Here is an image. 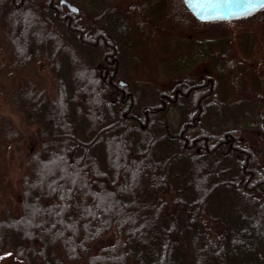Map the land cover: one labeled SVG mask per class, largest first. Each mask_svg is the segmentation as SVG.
<instances>
[{
	"label": "trees",
	"instance_id": "trees-1",
	"mask_svg": "<svg viewBox=\"0 0 264 264\" xmlns=\"http://www.w3.org/2000/svg\"><path fill=\"white\" fill-rule=\"evenodd\" d=\"M88 1L92 12L79 8L75 13L59 0H0V45L9 55L8 62L0 61L1 95L27 124H35L27 136L0 113V152L27 143L33 148L19 179V212L0 216V259L21 264H264V151L255 140L238 135L240 123L229 126L219 120L218 66L229 67L233 94L243 91L249 98L246 85L238 81L245 78L237 75L243 64L250 70L248 53L237 55L227 39L198 38L199 46L213 48L214 68L208 50L198 54L209 60L205 66L214 79L190 88L191 107L180 105L178 94L164 108L152 104L156 112L146 117L138 108L137 89L116 83L125 40L118 41L109 18L113 13L117 21L130 16L121 12L118 0H104L106 6ZM147 1L140 8L135 3L128 7L143 17L136 26L147 25L148 34H168L156 24V11ZM169 3L161 0L159 14ZM214 21L248 22L252 52L264 45V7ZM140 32L143 42L149 35ZM83 48L86 53L99 50L104 76L95 64V73L85 66L84 82L76 72L70 80L58 73L55 97L31 78L17 82L38 61L54 70L65 57L79 65ZM138 65L145 71L143 61ZM184 84L189 87V81ZM257 97L264 103L262 94ZM175 105H180L181 119L172 130L164 114ZM208 112L214 116L208 118ZM253 126L264 138V105ZM180 155L199 163L196 179L181 181L174 164ZM224 193L247 210L228 217L217 212L211 202Z\"/></svg>",
	"mask_w": 264,
	"mask_h": 264
},
{
	"label": "rangeland",
	"instance_id": "rangeland-1",
	"mask_svg": "<svg viewBox=\"0 0 264 264\" xmlns=\"http://www.w3.org/2000/svg\"><path fill=\"white\" fill-rule=\"evenodd\" d=\"M91 1L102 6H106V3H103L104 0ZM145 1L146 0H118L121 12L126 13L130 17L126 19L120 18L117 21L118 14L113 13L112 15L114 16L109 18V20L111 19L115 21L114 25L119 32L118 36L120 38L118 41L120 40L122 43V41L125 40L122 44L124 64L122 63L119 67L120 75L118 79L127 82L129 89H137L140 94L139 101L141 102V105L149 104L156 97L154 89L158 87V84L165 82L169 85L168 81L172 78V75L179 74L181 71L178 72L177 70L191 62L198 55V52H205V50H208L211 54L213 48L206 44H201L199 46L197 44L198 38H217L218 40L221 38H223V40L227 39L229 40L228 45L237 51V55L243 57L248 53L247 60L250 70H245V66H243V64L239 67V70L242 73L239 71L240 73L238 72L237 75L245 78L244 82L241 78H239L238 81L241 83L240 85H246L244 88L248 90L247 94L249 98L244 96L245 92L243 91L240 95L233 94L234 87L230 84V74L232 73L229 67H227V64L223 65L220 63L218 66V72L220 73L218 99L223 103L221 105L219 120L223 119L229 124V126H232L237 122L240 123L237 125L238 135L246 141L255 140V142L264 151V138L261 137L258 129L253 126L257 112L261 110L262 105H264V103L257 97V94H262L264 96V45L252 52V40L248 33L250 24L245 21H199L187 8L184 7L180 0H171L168 9H166L164 13L162 12V14H159L161 0H156L154 3H152L151 0H148L149 2L147 1L146 5L153 4V6L148 8H152L156 11V24L159 25V23H161L164 29H168V34L164 33L163 36L158 33L148 34L151 33V30L148 29L147 25H141L139 28L136 26L137 23H142L139 22L143 21L142 15L139 13L132 14L128 9V7L133 3L137 4L139 8L143 7ZM74 4L78 8L87 12H92L88 6L93 4H90L88 0H79ZM90 14L88 16L89 18ZM139 29L148 34L150 37L148 36L142 42L141 38L143 37V34ZM80 55H82L83 60H79L80 62L77 61L76 65H79L75 67L74 62L76 60H70V57L67 60L66 57L60 60V64L55 70L51 64L45 61L32 63L25 68L24 73L22 74L23 77L18 78L17 82L21 84L25 79L31 78L35 80L40 87L45 88L51 97H55L59 89L58 73L66 76V78L68 77L70 80V75L76 72L77 80L84 82L86 77L82 75V71L85 70V66L91 67L88 72L91 70L95 73V69L93 67L95 64L98 75H105L102 62L99 58L100 55L98 49L93 48L90 49L89 53H86V50L83 48L80 51ZM210 57L212 68H214L215 62L213 60L216 59V57H213L212 54ZM228 57L229 60L238 59L233 55H228ZM0 61L4 63L9 61L8 51L4 45H0ZM142 61L143 65H146L145 71H142L138 65L141 64ZM192 63L193 68H195L194 71H192L193 68H190V70L195 74H199L202 71V68L209 66L207 64L209 63L207 57L201 55H198L196 61H193ZM164 65H166L169 69V74L160 73V68L161 66L163 68ZM151 66H154L155 69L159 68L158 72L155 70L156 74L154 78L157 82H154L153 85H151L153 81L151 77L154 73V69L149 68ZM166 67L164 66V70L167 71ZM143 72L146 74V77L142 76ZM222 75L224 76L223 82ZM135 90L133 92H135ZM240 96H242V100H239ZM237 100H239L238 103H232V101ZM210 112L207 114L208 118L214 116V114ZM0 113L8 114L13 124L19 128L24 135L28 136L35 128V124H27L26 117L21 111L10 108L7 101L1 95V91ZM164 119L169 127L174 130L180 122L181 112L179 109H171L164 114ZM246 123H248L249 126H244ZM141 135L149 137V133L146 132H142ZM159 143L160 141H158L157 144ZM30 145L32 144L27 143L24 148L19 150L10 146L6 153L0 152V216L2 215V212L8 210L12 214H17L19 212V204L21 200L19 179L23 171L24 163L27 160L29 153L33 151V148L31 149L29 147ZM210 163H215V160L212 159ZM224 163L229 165L226 158ZM174 164L178 171L182 174L181 178L183 179H181V181L183 182L186 181V176H189L194 180L200 175L199 163L193 162L188 159L187 156H178L174 160ZM227 173L229 175V170ZM211 205L217 212L222 213L225 217L232 214L237 215L240 211L247 210L242 203H237L231 196L226 195L225 193L218 194L214 197ZM0 264L21 263L7 257L0 259Z\"/></svg>",
	"mask_w": 264,
	"mask_h": 264
},
{
	"label": "flooded vegetation",
	"instance_id": "flooded-vegetation-1",
	"mask_svg": "<svg viewBox=\"0 0 264 264\" xmlns=\"http://www.w3.org/2000/svg\"><path fill=\"white\" fill-rule=\"evenodd\" d=\"M198 55H200V54H198ZM197 56L195 58H197ZM195 58L191 62H189L185 66H183L182 68H179V70H177L178 72L181 71L179 74L172 75V78H170L169 81H168L169 85H167L165 82H162V83L158 84V87L154 89V91H156L158 93V95L156 94L155 99L152 100L151 103L141 105L140 104L141 102L138 101V103L140 104V106H138V108L142 109V111H143V113L145 114L146 117H148V114H152L153 115L156 112V109L151 107L152 104H154V103L157 104V109L164 108L166 102H169V101L176 102L178 94H180L182 96L181 97L182 100L180 99V105H181V103L182 104L185 103L187 107H191L192 106V97H191V95H193L194 92H191L190 88L193 85H195L197 82H200V81H202L204 79H205V82H207V80L211 81V80L214 79L212 72L207 70V67H205L199 74H195V73L191 72L190 68L191 69L193 68V65H192L193 63L192 62L196 61ZM143 61H144V59H143ZM144 63H145V61H144ZM164 66L166 67V65H164ZM164 66H163V68L161 66L160 73H164V74L168 73L169 74V70H167V71L164 70ZM149 68H153L154 69V73L152 74V77H151L152 80H153L151 85H153L154 82L155 83L157 82V80L154 78L155 74H156L155 70H157V72H158L159 68L155 69L154 66H151ZM194 68L192 69V71H194ZM103 70H104V72L106 71V69L104 67H103ZM142 76L146 77V74L142 73ZM181 76L182 77L184 76V78L180 79ZM206 77H209V78H206ZM175 79H176V82L173 81ZM121 81L122 80L117 78V80H116L117 85L120 86V87H126L127 89H129L128 88L129 85L127 84V82L122 81L123 84H121L120 83ZM188 81H189V84H188L189 87L186 88L184 82H188ZM148 84H149V82H148ZM179 106L175 105V106H173V109H179L180 110ZM137 116H138V113H137ZM142 125H144V124H142Z\"/></svg>",
	"mask_w": 264,
	"mask_h": 264
},
{
	"label": "water",
	"instance_id": "water-1",
	"mask_svg": "<svg viewBox=\"0 0 264 264\" xmlns=\"http://www.w3.org/2000/svg\"><path fill=\"white\" fill-rule=\"evenodd\" d=\"M183 4L201 21L228 20L246 16L262 7L251 8L248 0H182ZM255 2V0H254ZM72 12H78V7L68 0H59ZM201 16L210 17L201 19ZM123 84V82H120Z\"/></svg>",
	"mask_w": 264,
	"mask_h": 264
},
{
	"label": "snow or ice",
	"instance_id": "snow-or-ice-1",
	"mask_svg": "<svg viewBox=\"0 0 264 264\" xmlns=\"http://www.w3.org/2000/svg\"><path fill=\"white\" fill-rule=\"evenodd\" d=\"M248 3L251 5V8L252 9H255L257 7H264V0H248ZM201 19H207V18H210V17H205V16H201L200 17Z\"/></svg>",
	"mask_w": 264,
	"mask_h": 264
}]
</instances>
